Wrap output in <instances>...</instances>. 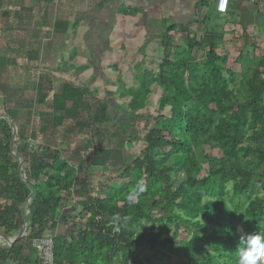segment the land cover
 <instances>
[{
    "label": "trees",
    "instance_id": "obj_1",
    "mask_svg": "<svg viewBox=\"0 0 264 264\" xmlns=\"http://www.w3.org/2000/svg\"><path fill=\"white\" fill-rule=\"evenodd\" d=\"M195 24L165 27L155 73L136 67L141 91L123 92L127 111L116 133L145 146L122 164L108 197L84 201L85 223L68 203L76 187L92 189L91 172L81 181V164L60 148L30 147L26 122L10 115L13 106L0 88L3 112L16 127L13 139L9 121L0 117V234L16 236L31 209L25 236L0 245V264H39L32 242L44 237L53 239L55 264H169L167 257L179 264H236L240 235L264 229V48L246 35L241 40L237 82L236 74L226 77L228 58L219 54L225 35L210 26L199 33ZM154 85L158 116L133 137L147 119L141 112ZM88 92L65 85L53 110L88 126L89 157L102 147L92 134L99 130V136L105 122L88 111ZM37 97L38 106L47 105L45 92ZM166 109L168 117L161 115ZM206 147L221 158L213 162ZM129 195L137 197L134 204ZM117 214L120 224L112 220Z\"/></svg>",
    "mask_w": 264,
    "mask_h": 264
},
{
    "label": "crops",
    "instance_id": "obj_2",
    "mask_svg": "<svg viewBox=\"0 0 264 264\" xmlns=\"http://www.w3.org/2000/svg\"><path fill=\"white\" fill-rule=\"evenodd\" d=\"M2 10L30 25L21 34L1 21L0 38L3 27L13 35L5 45L0 43L1 54L6 53L0 59V73H13L11 78L23 84L24 92H45L47 112L57 116L62 115L53 110V100L65 85L88 89L89 97L91 82L109 83L111 104L115 91L121 98L128 88L135 91L127 83L138 81V70L131 79L127 70L140 66V72H151L147 66L158 59L163 30L171 24L196 22L200 32L213 27L225 35V45L239 41L242 48L241 40L250 32L264 36V4L242 0H231L225 15L216 12V0H60L57 4L0 0V14ZM116 82L119 87L113 88ZM26 83H38L40 88ZM124 108L126 112V104Z\"/></svg>",
    "mask_w": 264,
    "mask_h": 264
},
{
    "label": "rangeland",
    "instance_id": "obj_3",
    "mask_svg": "<svg viewBox=\"0 0 264 264\" xmlns=\"http://www.w3.org/2000/svg\"><path fill=\"white\" fill-rule=\"evenodd\" d=\"M3 10L0 14V23L3 20V22H5L8 26L13 27L14 29L18 28L21 34H25L27 32L26 26L30 24L26 23L25 19L21 17H18L19 20H15L14 16L17 15H14L13 13L3 14V12H5ZM6 15L8 16L5 17ZM11 16H13V18ZM4 28L5 27L1 29L3 31L1 36L3 40L0 38V43H2V45H5L8 38L13 35H11L8 30H4ZM199 28V26L196 27L198 31ZM252 32H250L247 36L252 39L253 42L255 41L259 45L261 44V48H264V46H262L264 36L258 33L255 35L254 32ZM243 36L244 35H242V37ZM178 41L179 39L175 37L176 44ZM238 42L239 41L233 43L231 42L226 45L224 44V46L219 50V54L221 56H226L228 58L227 71L225 72L226 77L229 78L233 74H236L237 82H239L240 75L243 72L242 66L237 62L239 54L243 49L242 44ZM158 47V59L151 63V65L147 66L148 70L152 73H155L157 63L163 57L160 44ZM194 54L200 62H204V55L202 52L195 51ZM127 72L129 73V79L135 77L136 67L130 66ZM11 75L9 74V70L8 73H0V88L5 93L7 101L11 106H13L10 111V115L17 118V122L20 124L24 125L26 122L24 131L26 134L28 133V142L30 147L34 148L48 145L60 148L68 156H71L75 162L81 164L82 168L79 170V179L81 181L84 180L87 171L91 172L89 181L92 185V189H75L76 192H73L74 194L68 203L69 207H73L75 209L74 217H76L78 221L85 223L84 220L80 219V211L84 206V201L87 198L92 199L95 197H108L111 194L110 187L117 186L119 183L118 177L122 171V164L126 163L129 158L135 157L145 146L143 142L131 141L128 136L122 139L119 134L117 135L116 133V125L124 123V115L126 114L124 108L125 104H123L119 91L114 92L116 97L112 98V100L115 102L112 101L114 104H111V98H108L106 88L109 83L91 82L89 85L90 95L88 97V102L90 106L88 107V111L90 110L91 115L95 114L98 116L97 121L103 120L105 122V126H103V130H101V134L98 133L99 136H97V132H99V130H94L92 135L96 134L97 139L101 142L99 146L102 147L96 148V153L91 154V156L88 157L84 155L85 143L90 139L87 132L88 130L85 129V127L88 126L79 124V121L76 120L48 113V107L38 106V97L35 92L36 90L24 92L22 88L20 89L23 84H17L18 81L15 82V80L11 78ZM119 84L120 82H116L113 88H118ZM127 84L133 85L134 88L136 87L135 92L141 91L140 84L136 81V79L129 81ZM26 86H36L37 89L40 88L38 83H26ZM152 91V98L149 100L145 110L141 112L142 115L147 116V119L139 121L138 126L134 128L133 137L137 135L141 136L147 129V126H153V120L158 116L157 98L160 94V89L154 85L152 87ZM113 105H115V107H113ZM35 111L42 114H38ZM0 113H4L1 102ZM38 115H40L41 120ZM161 115L168 117L170 112L166 109ZM205 150L206 154H211L210 159L213 162L218 161L221 158L219 152L216 151L212 154L209 147H206ZM160 214L161 212L157 210L154 211L155 217ZM6 244H8V242L5 239L0 238V245L4 246ZM166 261L169 264H179V261L174 257H167Z\"/></svg>",
    "mask_w": 264,
    "mask_h": 264
},
{
    "label": "clouds",
    "instance_id": "obj_4",
    "mask_svg": "<svg viewBox=\"0 0 264 264\" xmlns=\"http://www.w3.org/2000/svg\"><path fill=\"white\" fill-rule=\"evenodd\" d=\"M139 184L141 185L139 191L143 192L145 190L142 186L143 181H140ZM136 199L135 195H129L128 203L134 204ZM112 220L116 224L122 222V218L118 214L114 215ZM235 255L236 264H264V229L241 234Z\"/></svg>",
    "mask_w": 264,
    "mask_h": 264
},
{
    "label": "built area",
    "instance_id": "obj_5",
    "mask_svg": "<svg viewBox=\"0 0 264 264\" xmlns=\"http://www.w3.org/2000/svg\"><path fill=\"white\" fill-rule=\"evenodd\" d=\"M41 4H57L60 0H27ZM199 1V0H194ZM231 0H216V12L225 15L229 11ZM254 4H264V0H242ZM53 239L44 237L40 240H34L32 246L39 253V264H55L53 254Z\"/></svg>",
    "mask_w": 264,
    "mask_h": 264
},
{
    "label": "water",
    "instance_id": "obj_6",
    "mask_svg": "<svg viewBox=\"0 0 264 264\" xmlns=\"http://www.w3.org/2000/svg\"><path fill=\"white\" fill-rule=\"evenodd\" d=\"M0 117L4 118V119H7L9 121V123L11 125V128H12V131H13V139H14L15 136H16V127H15V125L13 123L12 118L9 115L4 114V113H0ZM11 150H13V142L11 144ZM22 166H23V161L20 164V169L22 168ZM30 198H31V196H30ZM30 214H31V209H30V206L28 205L27 206V215H26L25 222H24L23 226L21 227L20 231L18 232V234L16 236H14V237L7 236L5 234H0V238L5 239L8 242V244H10V245H13L14 243H17L18 241H20L25 236V232H26L27 225H28V222H29Z\"/></svg>",
    "mask_w": 264,
    "mask_h": 264
}]
</instances>
